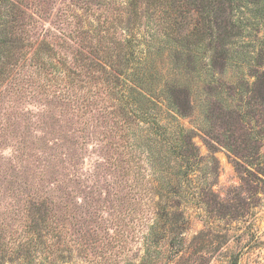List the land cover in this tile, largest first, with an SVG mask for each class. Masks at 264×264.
I'll use <instances>...</instances> for the list:
<instances>
[{"label": "rangeland", "instance_id": "1", "mask_svg": "<svg viewBox=\"0 0 264 264\" xmlns=\"http://www.w3.org/2000/svg\"><path fill=\"white\" fill-rule=\"evenodd\" d=\"M62 1L69 2L22 0L24 24L17 28V36L25 38V48L15 60V75L0 76V264H31L35 257L51 252L57 264H264L263 119L254 116L261 121L256 124L250 116L242 131L252 142L251 151L256 146L258 154L236 158L206 135L213 132L217 97L207 94L203 80L178 76L193 91L195 113L182 118L165 105L158 112L173 142L191 131L205 164L196 172L198 188L192 190L196 198L188 189L174 193L167 183L157 192L159 176L145 172L142 165L128 164L125 145L135 143L140 152L150 147L147 151L156 154L164 147L145 140V125L134 126L128 141L123 140L112 123L110 112L116 102L109 93L97 98L98 106L86 109L59 99L58 89L44 96L36 84L32 95L28 93L30 84L23 77L33 69L25 63V53L35 49L27 48L29 36L23 32L30 22L27 17L44 10L56 13ZM43 27L51 29L41 21L31 34L35 41L41 40ZM147 67L152 72L149 87L159 90L168 75L175 78L167 54L153 52ZM132 165L135 170L125 174L124 167ZM157 168L170 176L175 172L166 161ZM198 194L206 204L198 201ZM160 195L165 198L160 200ZM159 202L161 206L179 203L186 223L183 234L176 237L160 228L148 238L143 235ZM37 208L49 220L34 245L27 231ZM167 220H160V225L166 226Z\"/></svg>", "mask_w": 264, "mask_h": 264}, {"label": "trees", "instance_id": "2", "mask_svg": "<svg viewBox=\"0 0 264 264\" xmlns=\"http://www.w3.org/2000/svg\"><path fill=\"white\" fill-rule=\"evenodd\" d=\"M21 2L0 0V76L15 75V60L25 48V38L17 36V28L24 24ZM98 10L101 15H96ZM35 16L27 17V31L23 29L29 36L27 48L35 49L25 53V63L33 69L32 74L23 77L30 84L28 93L32 95L31 87L36 84L44 90V96L51 89H58L59 99L81 104L85 109L98 106L97 98L109 93L116 102V108L110 112L115 120L111 121L123 140L128 141L134 126L145 125V140L167 149L156 154L147 151L150 147L140 152L135 143L125 145L129 148L128 164L142 165L145 172L159 176L157 192L165 189L167 183L174 193L188 189L193 194L192 190L198 188L196 172L205 164L192 142L191 131L173 142L166 135L167 127L162 125L158 112L165 105L167 111L182 118L195 113L197 101L193 91L178 76L203 80L207 94L217 97L214 126L210 128L213 132L206 133L212 142L228 149L236 158L258 154L256 146L251 151L252 142L242 131L250 116L256 124L261 121L254 116L262 118L264 124V0H69L62 1L56 13L54 9L44 10ZM41 21L51 29L43 27L41 40L35 41L31 34ZM155 51L167 54L175 75L173 79L168 75L159 90L149 87L148 73L152 76V72L146 70ZM157 74L161 77L162 71ZM34 75L40 81H34ZM225 77L229 79L224 80ZM163 141L167 144L163 145ZM165 161L175 171L171 176L157 168ZM124 169L127 174L135 167ZM213 170L216 172V167ZM198 195V201L206 204L205 198ZM160 204L143 235L148 238L160 228L176 237L183 234L186 223L179 203ZM40 210L35 211L27 231L33 236L34 245L49 220L47 215L38 213ZM178 217L183 222L173 221ZM163 218L168 219L166 226L160 225ZM31 264L57 263L51 252L35 257Z\"/></svg>", "mask_w": 264, "mask_h": 264}]
</instances>
